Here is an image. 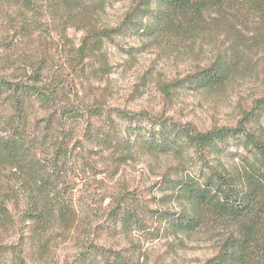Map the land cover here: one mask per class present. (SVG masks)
Wrapping results in <instances>:
<instances>
[{
  "label": "trees",
  "instance_id": "obj_1",
  "mask_svg": "<svg viewBox=\"0 0 264 264\" xmlns=\"http://www.w3.org/2000/svg\"><path fill=\"white\" fill-rule=\"evenodd\" d=\"M99 6L91 0H0V21H5L0 25L12 29L23 19L29 24L30 16L37 18L46 10L63 31L83 28L81 46H69L66 53L68 65L80 67L84 75L104 76L110 73L105 44L118 35H135L155 44L191 41L229 15L238 20L251 15L264 25V0H134L123 22L111 30L95 24ZM40 67L24 80L0 76V264H31L37 255L46 258L54 222L67 234L75 229L79 218L70 200V175L80 167L96 171L99 154L93 157L94 153L107 149L111 167L118 169L142 146L179 159L180 168H173L174 175L165 173L157 185L180 210L150 211L136 198L123 196L108 213L111 233L144 231L159 238L161 231L190 235L210 224L222 225L215 254L203 264H264V96L235 128L207 132L163 116L116 111L125 122L148 121L158 127L147 136L127 127L126 138L102 105L75 104L72 92L47 84ZM234 70V59L224 52L172 86L195 91L221 88ZM96 120L105 122L102 128ZM235 146L243 151L232 152ZM224 158L239 163L232 168L221 161ZM75 264H140V259L133 244L129 250L92 244Z\"/></svg>",
  "mask_w": 264,
  "mask_h": 264
},
{
  "label": "rangeland",
  "instance_id": "obj_2",
  "mask_svg": "<svg viewBox=\"0 0 264 264\" xmlns=\"http://www.w3.org/2000/svg\"><path fill=\"white\" fill-rule=\"evenodd\" d=\"M91 2L100 4L97 27L111 30L123 22L134 0ZM249 16L238 20L229 15L225 22L222 20L217 27L212 26L191 41L170 39L155 44L135 35L115 36L105 44L110 73L104 76L97 72L98 64L94 65L98 75H84L80 67L72 69L68 65L69 46L78 49L86 31L78 27L63 31L44 10L37 18L30 16L32 23L23 19L12 29L0 25V59H3V62L0 60V76L24 80L35 73L36 67L42 66L48 85L72 92L77 105L81 106V102L102 105L118 122L119 133L126 138L127 127L136 129V134L142 133L141 136H147L149 130H158V127L148 121L125 122L117 118L118 111L142 113L150 118L163 116L181 125L191 123L202 132L235 128L243 114L264 96V25ZM224 52L234 59L235 70L223 87L195 91L186 85L172 86L192 76L198 68L208 67L217 54ZM104 123L96 120L101 128ZM261 123L264 129V121ZM78 132L82 139V128ZM142 147L118 169L111 167V152L102 149L101 153L93 154V157L99 154L96 171L80 167L71 173L70 200L79 222L69 234L62 232L55 222L51 224L48 233L54 240L50 253L46 258L33 257L31 264H75L79 255L92 244L111 250H129L133 244L137 246L140 264H203L215 254L222 225L210 224L190 235L161 231L159 238L144 231L123 235L108 230L109 210L113 202L123 196L136 198L150 211L180 210L177 203L165 199V192L157 185L165 173L174 175L173 168H180L179 159ZM231 150L243 151L237 146ZM221 161L232 168L239 163L238 159ZM154 225L148 231L153 230Z\"/></svg>",
  "mask_w": 264,
  "mask_h": 264
}]
</instances>
